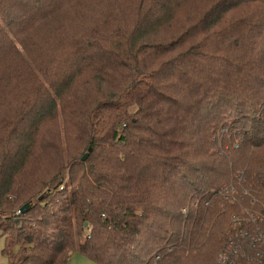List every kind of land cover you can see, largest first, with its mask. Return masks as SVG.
Returning a JSON list of instances; mask_svg holds the SVG:
<instances>
[{"label":"trees","instance_id":"trees-1","mask_svg":"<svg viewBox=\"0 0 264 264\" xmlns=\"http://www.w3.org/2000/svg\"><path fill=\"white\" fill-rule=\"evenodd\" d=\"M76 2L0 0L8 264H264V0H202L169 37L186 0H124L37 42Z\"/></svg>","mask_w":264,"mask_h":264},{"label":"rangeland","instance_id":"rangeland-1","mask_svg":"<svg viewBox=\"0 0 264 264\" xmlns=\"http://www.w3.org/2000/svg\"><path fill=\"white\" fill-rule=\"evenodd\" d=\"M120 1L121 0L107 2V0H91L87 3L84 0H77V2L72 6V8H69L67 11L65 10L64 13L54 17L53 20L49 22L51 23L50 25L48 23L40 27L41 29L37 31V34H35V39H37V42H41L42 44L46 45L48 40L51 38L50 35L51 29L57 31L63 29L74 30L76 21H81V18L83 20L85 17L87 20L83 25V27H89L92 25L94 20H97L92 15H95L98 12L105 19H113V18L121 19L130 12L128 11L129 3L124 4V0L121 2ZM199 3L203 4L202 0H186V2L181 4V7L177 10V17L175 16L176 19L173 20L166 27H164L163 32L161 33H163L165 37L174 35L176 31H178L188 22H190L189 20L192 19L194 13L198 10ZM244 13H247V9L244 11ZM77 17L79 18L77 19ZM174 27H179V29L174 30ZM69 33L71 34V32ZM70 34H66V36H69ZM59 39L65 41L63 33L60 35ZM40 52H41V48H38L37 46L32 44L30 46L28 55L29 57H33L36 54L39 55ZM36 61L37 59L35 60V62ZM65 177H67V173ZM230 218H233V214L230 216ZM229 222L230 220L224 221L225 226H227ZM2 249H3V241L0 240V264H8L7 257L2 254ZM220 258L221 255L218 256L217 254L215 262L217 263L221 262L222 259L220 260ZM196 259L197 258L195 257L194 261ZM208 263L210 264L211 260ZM67 264H97V263L85 254L74 252L71 256L70 261Z\"/></svg>","mask_w":264,"mask_h":264},{"label":"water","instance_id":"water-1","mask_svg":"<svg viewBox=\"0 0 264 264\" xmlns=\"http://www.w3.org/2000/svg\"><path fill=\"white\" fill-rule=\"evenodd\" d=\"M91 150H92V149L89 148L88 152L85 153V154L83 155V157H82V161H85V160L88 158L89 153L91 152ZM30 207H31V204H30V203H26L25 205H23V206L21 207L20 211H21V212H26V211H28V210L30 209Z\"/></svg>","mask_w":264,"mask_h":264}]
</instances>
